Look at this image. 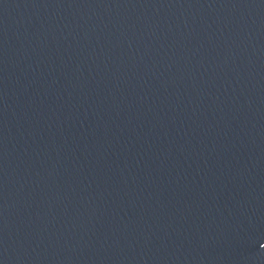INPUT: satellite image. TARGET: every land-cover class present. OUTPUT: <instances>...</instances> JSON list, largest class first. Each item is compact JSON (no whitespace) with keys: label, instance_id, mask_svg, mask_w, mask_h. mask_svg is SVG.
Here are the masks:
<instances>
[{"label":"water","instance_id":"obj_1","mask_svg":"<svg viewBox=\"0 0 264 264\" xmlns=\"http://www.w3.org/2000/svg\"><path fill=\"white\" fill-rule=\"evenodd\" d=\"M0 264H264V0H0Z\"/></svg>","mask_w":264,"mask_h":264}]
</instances>
